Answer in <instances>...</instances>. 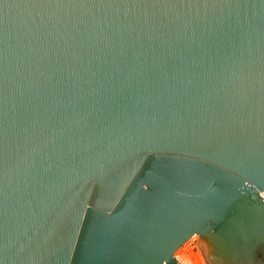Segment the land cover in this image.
Instances as JSON below:
<instances>
[{"label": "water", "instance_id": "water-1", "mask_svg": "<svg viewBox=\"0 0 264 264\" xmlns=\"http://www.w3.org/2000/svg\"><path fill=\"white\" fill-rule=\"evenodd\" d=\"M264 264V0H0V264Z\"/></svg>", "mask_w": 264, "mask_h": 264}, {"label": "built area", "instance_id": "built-area-1", "mask_svg": "<svg viewBox=\"0 0 264 264\" xmlns=\"http://www.w3.org/2000/svg\"><path fill=\"white\" fill-rule=\"evenodd\" d=\"M198 239L199 235L194 234L183 244V246L187 244L186 248L183 250V252L180 253V255H176V258L180 262V264H196L193 262L189 255L190 253H192L191 251H195L201 254L197 245Z\"/></svg>", "mask_w": 264, "mask_h": 264}, {"label": "bare ground", "instance_id": "bare-ground-1", "mask_svg": "<svg viewBox=\"0 0 264 264\" xmlns=\"http://www.w3.org/2000/svg\"><path fill=\"white\" fill-rule=\"evenodd\" d=\"M187 244H185L183 247H181L177 252H176V255H180L181 252H183V250L186 248ZM192 253H190V258L193 260L194 263L196 264H202V261H201V258H199V255L200 253H197L195 251H191ZM200 260H199V259ZM203 264H205V262H203Z\"/></svg>", "mask_w": 264, "mask_h": 264}, {"label": "rangeland", "instance_id": "rangeland-1", "mask_svg": "<svg viewBox=\"0 0 264 264\" xmlns=\"http://www.w3.org/2000/svg\"><path fill=\"white\" fill-rule=\"evenodd\" d=\"M197 256H199V258H201V261H202V264H203V262H205V261H204V259H203V257H202V254H199V255H197ZM199 258H198V259H199ZM199 260H200V259H199ZM205 264H206V263H205Z\"/></svg>", "mask_w": 264, "mask_h": 264}]
</instances>
